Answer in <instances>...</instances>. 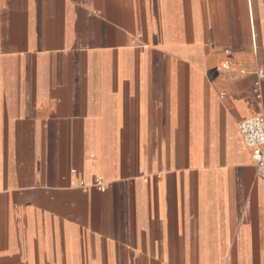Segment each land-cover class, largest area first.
<instances>
[{
    "label": "crops",
    "instance_id": "0c3cea01",
    "mask_svg": "<svg viewBox=\"0 0 264 264\" xmlns=\"http://www.w3.org/2000/svg\"><path fill=\"white\" fill-rule=\"evenodd\" d=\"M260 71L264 0H0V264H264Z\"/></svg>",
    "mask_w": 264,
    "mask_h": 264
},
{
    "label": "built area",
    "instance_id": "2783aa9c",
    "mask_svg": "<svg viewBox=\"0 0 264 264\" xmlns=\"http://www.w3.org/2000/svg\"><path fill=\"white\" fill-rule=\"evenodd\" d=\"M258 77L260 80L264 79V71H260ZM255 93L257 98L260 99V82L255 84ZM240 134L244 145L252 152L259 177L264 180V115H257L243 120L240 123ZM81 186L85 188L83 183ZM94 186L99 190H104L101 179H97Z\"/></svg>",
    "mask_w": 264,
    "mask_h": 264
}]
</instances>
